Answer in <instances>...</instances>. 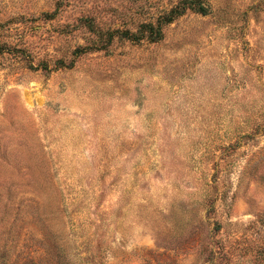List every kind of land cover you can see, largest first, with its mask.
Here are the masks:
<instances>
[{
	"label": "rangeland",
	"instance_id": "374dc122",
	"mask_svg": "<svg viewBox=\"0 0 264 264\" xmlns=\"http://www.w3.org/2000/svg\"><path fill=\"white\" fill-rule=\"evenodd\" d=\"M179 1L0 0V264H264V0Z\"/></svg>",
	"mask_w": 264,
	"mask_h": 264
},
{
	"label": "trees",
	"instance_id": "16d2710c",
	"mask_svg": "<svg viewBox=\"0 0 264 264\" xmlns=\"http://www.w3.org/2000/svg\"><path fill=\"white\" fill-rule=\"evenodd\" d=\"M187 9H192L196 12L203 14H206L208 11V7L205 4V0H180L168 11L159 15L156 21L143 23L142 30L139 33H131L128 36L132 37L134 40L148 38L151 41H160L164 37V26L171 23L175 18L185 13ZM6 48L11 49L10 45H8L7 43H2V45H0V53H3ZM84 48L85 47H83V49Z\"/></svg>",
	"mask_w": 264,
	"mask_h": 264
}]
</instances>
